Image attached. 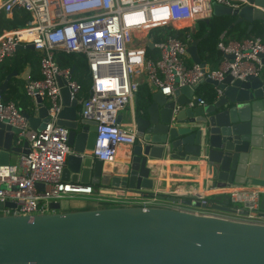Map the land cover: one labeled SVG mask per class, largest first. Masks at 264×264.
<instances>
[{"label": "water", "instance_id": "1", "mask_svg": "<svg viewBox=\"0 0 264 264\" xmlns=\"http://www.w3.org/2000/svg\"><path fill=\"white\" fill-rule=\"evenodd\" d=\"M258 6V7H257ZM211 14H232L233 21L259 20L264 26V0H247L240 7L210 2ZM207 21L208 16L204 17ZM264 35V29L261 36ZM198 38L186 46L192 62L200 63ZM151 41L147 45L151 46ZM32 48L31 43L25 44ZM23 45H16L15 49ZM264 65V53L257 54ZM228 59L231 53H226ZM73 66L69 67L70 72ZM10 71L0 83L4 89ZM25 81L26 76H22ZM221 92L210 102L198 103L192 95L201 81ZM59 84L61 80L59 79ZM62 107L57 123L68 127L61 170L63 180L79 179L97 187L122 188L151 194L147 157L202 161L213 185L258 187V208L264 214V76L248 73L242 78L226 73L219 81L199 78L169 95L150 91L145 104L134 109L130 122L135 139L130 156L120 168H104L101 160L85 151L93 144L95 121L78 117L77 98L67 86L59 88ZM37 115L23 112L31 128L47 120L37 97ZM192 101L189 104V101ZM122 115L118 113L117 121ZM18 128L0 120V164H7L27 150L18 145ZM260 188V189H259ZM172 202L198 204L187 197L168 196ZM12 201L0 200V264H264V224L194 213L166 205H107L31 214L2 213ZM216 209L233 211L226 199Z\"/></svg>", "mask_w": 264, "mask_h": 264}, {"label": "built area", "instance_id": "2", "mask_svg": "<svg viewBox=\"0 0 264 264\" xmlns=\"http://www.w3.org/2000/svg\"><path fill=\"white\" fill-rule=\"evenodd\" d=\"M240 7L247 0H1L0 9L10 13L22 9L28 19L22 26L0 29V61L15 51L18 44L31 43L38 54L39 77L25 81L24 93L37 108L38 97L46 108L47 120L39 128H31L23 111L11 99L0 96V120L18 128L17 139H26L27 150L19 152L13 162L0 164V200L14 203L2 213L31 214L50 210L51 201L73 194H91L89 184L64 181L61 170L67 144L68 127L57 123L62 107L59 88L67 86L69 95L77 97L80 84L68 67H60L55 59L57 51L78 52L85 58L88 76V95L80 100L79 118L95 121L91 156L102 163L115 159L120 145L133 143L134 129L117 121L119 109L128 103L142 77L152 89L169 95L175 87L194 85L199 78L219 81L226 73L242 78L251 73L259 75L263 64L259 52L264 53V39L260 36L239 40L220 37L216 47L221 53L220 64H187V39L164 35L152 41L148 32L165 24L177 26L210 15V2ZM264 28V26H263ZM157 48V57L145 55L146 41ZM231 53L228 59L225 54ZM59 79L61 84H59ZM216 96L221 89L212 85ZM215 96V97H216ZM198 103L203 98L192 95ZM192 101H189V104ZM224 199L234 207L226 211L212 207L215 202L204 195L184 194L198 204L172 202L166 206L194 213L264 224V214L258 208V190L231 185ZM99 201L125 202L129 205H158L155 193H134L122 188L113 191L98 187ZM134 203V204H132ZM123 204V205H124ZM128 205V204H126Z\"/></svg>", "mask_w": 264, "mask_h": 264}, {"label": "trees", "instance_id": "3", "mask_svg": "<svg viewBox=\"0 0 264 264\" xmlns=\"http://www.w3.org/2000/svg\"><path fill=\"white\" fill-rule=\"evenodd\" d=\"M28 19V14L22 9L13 8L9 15L5 14L2 9H0V26L6 28H13L16 26H22ZM234 15L224 13L219 15L211 14L207 21L204 18H198L195 20V29L193 32L189 30V27L186 24H179L177 26L171 24H165L162 27H154L149 30L148 36H150L152 41L160 39L164 35H172L179 39L184 40L187 35H189L190 40L193 38H198L196 43V52L200 59V62L207 64L209 68H214L218 65L219 60L221 58V53L218 51L216 47V42L220 37H223L224 40L234 39L239 40L244 37H254L260 36L264 38V35L261 36L263 32V25L258 20H253L251 26L248 31H246V27L248 22L246 20H241L229 26V24L233 21ZM187 39V43L190 42ZM17 52H13L12 55L4 57L0 61V79L4 78L10 71L14 70L15 73H18L23 69V66L26 62L34 59V53L32 54H24L19 55ZM156 51L154 48H150L149 46H145V55L147 57H157ZM55 59L60 67H70L73 66L71 75L72 77L80 84V89L77 92V97L85 98L88 95L89 88V80L86 73V63L85 58L81 53L78 52H64L57 51L55 54ZM188 61L189 58H188ZM261 74L264 76V69H261ZM28 79L38 78V76L29 75ZM20 82V79L16 77V74L11 76L8 80V89L12 88L15 93L14 95H18L21 97H26V94L23 91V84L21 85L17 82ZM138 88V87H137ZM142 91L137 90V94L134 97V109L141 108L147 98L149 97L150 91L147 87L143 85H139ZM147 88V89H146ZM22 90V94L21 91ZM136 92V91H135ZM194 92L197 96L203 98L204 101L210 102L215 96V90L207 81L199 82ZM2 91L0 92V96L3 100H7L10 98H4L2 95ZM12 100V98H11ZM19 108V107H18ZM21 110V109H20ZM211 202L220 203L218 199L213 198V196H209L207 198ZM101 202L102 206H107L104 201H96ZM230 204V203H228Z\"/></svg>", "mask_w": 264, "mask_h": 264}, {"label": "crops", "instance_id": "4", "mask_svg": "<svg viewBox=\"0 0 264 264\" xmlns=\"http://www.w3.org/2000/svg\"><path fill=\"white\" fill-rule=\"evenodd\" d=\"M3 12L7 15L10 14V13H7L5 11H3ZM210 15H211V10H210ZM252 21H251V23H252ZM184 24H186V26L189 27V30L191 32L194 31L195 20L188 22V23H184ZM0 29L7 30L10 28H8V27L6 28V26L5 27L0 26ZM227 40H230V39H227ZM147 41H146L145 46H148ZM149 47L154 48V51L157 52L156 55H158L157 48L153 47L152 44ZM15 51L17 52L16 54H19V55L31 54V52H32V54L34 53L33 58L35 57L34 59L26 62L23 66V69L21 71H19L18 73H16V77L20 79V82L22 85L25 83V80L23 77H21V75L26 76L27 78H29L28 77L29 75H32L35 77L39 75L38 54L36 53V51L33 50V48H30V47L26 46L25 44L23 46L15 49ZM188 58L190 61H188ZM185 61L187 64H190L192 62L189 55H188V57L185 58ZM219 64H220V62L218 63V65ZM262 68L264 69V65L262 66ZM10 78L11 77H9V79ZM4 79H5V77L0 79V83ZM9 79H7L4 89L1 90L3 92L2 93L3 97L4 98H10V99L12 98V100L15 102L17 107H19V109H21L23 112H30L33 115H37V108L34 109V107L32 106V100L27 95H26V97H21V96H18L16 94L14 95L15 91L12 88L8 89L9 86L7 83H8ZM17 82L20 84L18 79H17ZM139 85H143L144 87H147L149 91L154 90L146 83V81L142 77H139V84H138V88H137L138 92L143 90V89L139 88ZM137 90L134 93L132 99L122 107L126 110V113L123 114L121 112L122 108L119 109V113L122 116L125 115V119L121 120L122 124H124L125 126L130 127V128H132L130 118H131L132 113L134 111V97L137 94ZM20 92L22 94V90ZM82 99H83L82 97H78L77 102L81 103L80 100H82ZM15 142L18 145H21L22 140L16 139ZM85 152L89 153V149H87ZM17 155L13 158V160L11 162L16 160ZM129 156H130V145H125V144L120 145L118 147L115 159L111 162L103 163V166H104V168H111V167L120 168L122 166L124 167L125 166L124 163L127 161ZM146 162L149 165L148 177L151 178L152 184H153V188L151 189V191H152L151 193H155V195L157 197L156 202L154 204H156V203L158 205L170 204L171 201L167 199L168 196H178V197H184V198L185 197L188 198L190 196L194 197V195L184 194L185 190H191L192 194H194V193L202 194L206 198H208L211 195V196H213V198L220 200L219 202L221 203V201L224 199V192L223 191H225L226 188L231 186L228 184H225L224 186L213 185V182L208 177V175H209L208 172H206L204 170V166H203L202 161L194 162L191 160H182V159L168 158L167 156H163L161 158L147 157ZM64 181L80 183V184H89L92 186L93 191L91 194H73V195L65 196L66 200L64 202V206H63V208H59L60 210L93 208V207L102 206L103 203L101 204V202H96V201H99L97 198H96V200H92V198L96 197V195H97V189H98L97 186L93 185L89 181H88V183H82L79 181V179H77L75 181H71L70 179H67ZM243 186L249 187V188H255V189H258V187H260V186H256V185L250 187L249 184H244ZM106 188L111 189L113 191H117V189H119V188L109 187V186H107ZM104 202H106L109 205H123L125 203V202H107V201H104ZM126 204L129 205V203H126ZM126 204H124V205H126ZM132 204H134V203H132Z\"/></svg>", "mask_w": 264, "mask_h": 264}, {"label": "rangeland", "instance_id": "5", "mask_svg": "<svg viewBox=\"0 0 264 264\" xmlns=\"http://www.w3.org/2000/svg\"><path fill=\"white\" fill-rule=\"evenodd\" d=\"M125 108H126V107H125ZM76 109H77V110L80 109V103H77V105H76ZM121 112H122L123 114H125V113H126V110H125L124 108H122V109H121ZM124 119H125V115L122 116V120H124ZM65 200H66V197H62V198L59 199V202H60V208H63ZM92 200H96V198L93 197Z\"/></svg>", "mask_w": 264, "mask_h": 264}]
</instances>
